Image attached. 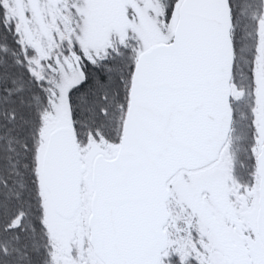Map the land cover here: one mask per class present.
<instances>
[{"label": "snow or ice", "instance_id": "obj_1", "mask_svg": "<svg viewBox=\"0 0 264 264\" xmlns=\"http://www.w3.org/2000/svg\"><path fill=\"white\" fill-rule=\"evenodd\" d=\"M0 264H264V0H0Z\"/></svg>", "mask_w": 264, "mask_h": 264}]
</instances>
